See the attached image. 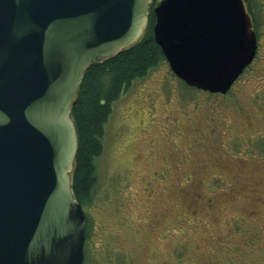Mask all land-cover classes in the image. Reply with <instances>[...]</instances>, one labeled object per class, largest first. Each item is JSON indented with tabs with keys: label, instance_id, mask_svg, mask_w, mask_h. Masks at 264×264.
Returning a JSON list of instances; mask_svg holds the SVG:
<instances>
[{
	"label": "water",
	"instance_id": "water-1",
	"mask_svg": "<svg viewBox=\"0 0 264 264\" xmlns=\"http://www.w3.org/2000/svg\"><path fill=\"white\" fill-rule=\"evenodd\" d=\"M152 0H0V264H82L70 116L86 70L144 34ZM152 33L187 86L225 94L257 43L243 0H160Z\"/></svg>",
	"mask_w": 264,
	"mask_h": 264
},
{
	"label": "rangeland",
	"instance_id": "rangeland-1",
	"mask_svg": "<svg viewBox=\"0 0 264 264\" xmlns=\"http://www.w3.org/2000/svg\"><path fill=\"white\" fill-rule=\"evenodd\" d=\"M244 3L257 53L225 94L165 60L112 104L84 264H264V0Z\"/></svg>",
	"mask_w": 264,
	"mask_h": 264
},
{
	"label": "trees",
	"instance_id": "trees-1",
	"mask_svg": "<svg viewBox=\"0 0 264 264\" xmlns=\"http://www.w3.org/2000/svg\"><path fill=\"white\" fill-rule=\"evenodd\" d=\"M246 9L249 13V3ZM153 24L154 15L150 13L147 29L140 40L110 59L93 63L80 84L77 101L70 113L77 133L71 189L82 206L90 203L94 194L97 182L95 158L103 150V135L112 104L135 80L144 78L165 61L153 38ZM86 234L87 226L85 237Z\"/></svg>",
	"mask_w": 264,
	"mask_h": 264
},
{
	"label": "flooded vegetation",
	"instance_id": "flooded-vegetation-1",
	"mask_svg": "<svg viewBox=\"0 0 264 264\" xmlns=\"http://www.w3.org/2000/svg\"><path fill=\"white\" fill-rule=\"evenodd\" d=\"M152 8H153V6H152ZM253 28H254V25H253ZM257 48H258V42H257ZM256 53H257V50H256ZM82 264H84V259H83V263Z\"/></svg>",
	"mask_w": 264,
	"mask_h": 264
}]
</instances>
